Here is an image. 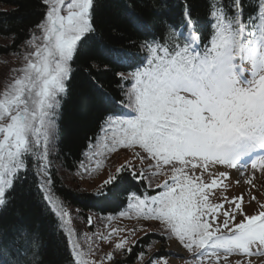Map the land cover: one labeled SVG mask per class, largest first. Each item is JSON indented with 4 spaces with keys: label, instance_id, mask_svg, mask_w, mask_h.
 I'll return each mask as SVG.
<instances>
[{
    "label": "snow or ice",
    "instance_id": "6c2138e0",
    "mask_svg": "<svg viewBox=\"0 0 264 264\" xmlns=\"http://www.w3.org/2000/svg\"><path fill=\"white\" fill-rule=\"evenodd\" d=\"M42 4L46 11L35 26L39 35L30 33L23 63L9 70L0 90V210L31 173L46 212L56 221L54 233L67 241L70 264H122L114 253L131 254L138 241L120 234L147 231L111 227L106 234L84 233L81 240L70 211L53 192L50 155L61 100L81 43L97 33L98 0ZM180 4L179 19L165 15L158 33L134 44L142 53L139 66L116 74L129 86H121L119 101L108 96L107 102L123 114L104 118L79 174L92 175L112 154L131 151V158L114 165L96 195L130 175L155 194L131 193L121 216L157 223L163 238L175 239L192 254L193 264H256L253 258H264V203L251 191L264 188V0H209L206 43L189 0ZM128 20L143 30L134 13ZM108 55L123 66L137 62L122 48ZM160 177L166 178L157 182ZM233 186L245 189L246 204L244 192L231 199L225 195ZM253 203L258 210L248 214L245 208ZM87 223L93 224L91 216ZM97 241L112 251L94 258ZM43 247L38 232L19 228L8 247L0 248V264H42ZM237 255L240 259H230ZM137 258L141 264H169L156 256L145 262L144 252Z\"/></svg>",
    "mask_w": 264,
    "mask_h": 264
},
{
    "label": "trees",
    "instance_id": "16d2710c",
    "mask_svg": "<svg viewBox=\"0 0 264 264\" xmlns=\"http://www.w3.org/2000/svg\"><path fill=\"white\" fill-rule=\"evenodd\" d=\"M192 14L199 17L201 34L209 33V0H189ZM95 8L94 24L97 33L81 43L78 55L74 58L73 73L67 82V94L61 100L58 123V137L55 150L50 159L53 163V192L65 205L79 209V214L87 220L88 215L119 216L128 208V197L135 192L141 195L146 182L134 180L130 175L111 186L104 193L83 188L81 185L68 184L62 171L74 172L85 154L88 145L96 143L104 118L109 114H122L115 104L107 102L111 96L120 100L121 86L129 85L120 81L117 73H129L139 66L142 53L138 45L151 38L152 33L160 31L161 19L180 18V0H98ZM46 6L42 0H0V62L9 55L21 54L25 41L31 32L38 33L35 26L41 22ZM134 13L142 21L143 30H137L128 20V13ZM9 45L10 47H3ZM122 48L132 53L136 63L123 66L114 63L108 55L109 50ZM12 202L0 210V248H7L16 230L27 228L38 232L43 240L39 260L42 264H70L71 253L64 237L54 233L56 221L46 212L42 198L35 189V177L30 173L22 186H17ZM138 244H132L131 254L117 257L122 264H141L138 254L151 259L153 256L166 255L167 239L156 233L139 237ZM160 241L162 249L149 250ZM146 259L145 262L148 260Z\"/></svg>",
    "mask_w": 264,
    "mask_h": 264
},
{
    "label": "rangeland",
    "instance_id": "374dc122",
    "mask_svg": "<svg viewBox=\"0 0 264 264\" xmlns=\"http://www.w3.org/2000/svg\"><path fill=\"white\" fill-rule=\"evenodd\" d=\"M39 35V32L36 33ZM26 47H23V51H26ZM22 51V52H23ZM21 52V54H22ZM21 54H15V55H9L6 58L0 62V90L3 89L6 81L8 80L10 76V69L14 67H19L23 63ZM91 150H89L87 153H90ZM143 155V153H141ZM132 152L128 150H121L119 153L112 154L109 158L108 163H106L105 167L97 171L96 173L89 175V176H83L79 174V168L74 172H68V171H62V176L64 177V181L68 184H77L81 185L83 188H87L92 191H97L100 189V185L102 184V181L107 178L110 172L115 171L114 165H118L119 163H122L125 159L131 158ZM85 163H87V160L84 159ZM137 164V167H139V161L135 162ZM147 165V161L145 162V166ZM223 170V169H221ZM235 171L233 170V178H235ZM166 177H160L157 182L162 181ZM207 179V177H206ZM259 179V177H258ZM158 191V190H156ZM218 194H220V190H216ZM252 194L257 197V200L264 203V188H258L252 189ZM242 192L245 194V204L247 203V192L244 188H241L239 186H233L225 195L231 199L234 195H239ZM155 194V192H154ZM220 202V201H215ZM65 205V204H64ZM66 208L70 211L72 217H73V227L76 229L78 237L83 240V234L87 233L91 235L95 232H102L107 233L110 231L111 227L116 228H123V229H133V228H143L147 231V233H156L160 234L157 229L159 228V225L157 223H148L142 220H137L136 218H129L121 215L117 216H100L97 214H90L88 215L93 218V224L89 225L87 223V220L84 219L82 215L79 213V209H74L73 207H70L68 205H65ZM228 205L225 204V208H227ZM258 210V205L256 203H253L251 207H246L245 211L248 214H253ZM87 217V218H88ZM120 235H129L130 239L132 241H136L139 237L144 236V231H137L134 236L131 235V233L125 231L121 233ZM161 235V234H160ZM166 235V234H165ZM118 238V237H117ZM99 243L100 247L93 253L94 258H98L99 256H102L104 253L108 251H112V248L104 241H97ZM173 243H178L175 239L167 240L166 243V255L156 257L158 260L160 258H166L169 262V264H193V256L191 253L187 252V250L182 249L181 255H172L171 253L174 252L172 250ZM180 246V245H179ZM181 247V246H180ZM182 248V247H181ZM162 249V244L160 241L154 243L150 250L152 252H157L158 250ZM123 253H114L115 259L117 257H122ZM144 259H148L147 256H144ZM231 260L235 261L237 259H240V256H233L230 257ZM256 261V264H261V261L264 260V258H253ZM104 264H112L111 261H104Z\"/></svg>",
    "mask_w": 264,
    "mask_h": 264
},
{
    "label": "bare ground",
    "instance_id": "6f19581e",
    "mask_svg": "<svg viewBox=\"0 0 264 264\" xmlns=\"http://www.w3.org/2000/svg\"><path fill=\"white\" fill-rule=\"evenodd\" d=\"M172 250L174 252H181L182 248L177 243H173Z\"/></svg>",
    "mask_w": 264,
    "mask_h": 264
}]
</instances>
